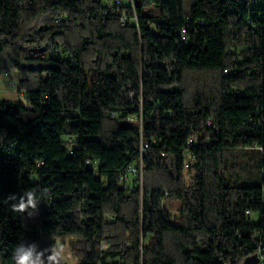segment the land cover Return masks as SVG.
<instances>
[{
  "label": "trees",
  "instance_id": "1",
  "mask_svg": "<svg viewBox=\"0 0 264 264\" xmlns=\"http://www.w3.org/2000/svg\"><path fill=\"white\" fill-rule=\"evenodd\" d=\"M127 2L0 0L22 95L0 97V264L64 238L76 264H243L264 241V0Z\"/></svg>",
  "mask_w": 264,
  "mask_h": 264
},
{
  "label": "rangeland",
  "instance_id": "2",
  "mask_svg": "<svg viewBox=\"0 0 264 264\" xmlns=\"http://www.w3.org/2000/svg\"><path fill=\"white\" fill-rule=\"evenodd\" d=\"M125 3L128 4V0H124ZM13 79L17 80V74L12 71L11 74ZM7 84V85H6ZM6 85V86H5ZM0 86L6 87V91L2 93L0 92L1 98H11V99H17L19 98L21 100V96H18V92L15 88L10 87L8 84V79H6L2 75H0ZM259 160H260V154L257 150H250L248 152V158H247V166L248 170H246L243 174V176L252 177V180H257L259 177ZM239 177H242L239 175ZM185 182H189L190 180V174L187 172L185 173ZM165 208L173 215L177 214L178 208H179V202L173 201V202H166ZM70 239L64 238L58 240V245L53 250V259L54 264H76L77 258L72 255V249L70 245Z\"/></svg>",
  "mask_w": 264,
  "mask_h": 264
},
{
  "label": "built area",
  "instance_id": "3",
  "mask_svg": "<svg viewBox=\"0 0 264 264\" xmlns=\"http://www.w3.org/2000/svg\"><path fill=\"white\" fill-rule=\"evenodd\" d=\"M128 1H132V0H128ZM257 1H261V0H257ZM122 2V0H115V3H117V5H120V3ZM113 9H111L112 11ZM124 15L121 18V23L124 24ZM35 55H38V52L35 53ZM12 72L11 71H4L3 72V76L8 79V84L10 85V87L12 88H16L17 86V80L13 79L11 76ZM20 96V95H19ZM22 96V95H21ZM114 116V114H113ZM127 121H136V119L134 118H127ZM195 142V138H190L188 140V143H194ZM147 143H145L143 140L140 141V143L138 144V152L139 155L142 157L143 155L146 154L147 152ZM69 153H72V151H69ZM186 167H188V165H186ZM132 177H135L138 179V182L141 183L142 181V165H140L139 168L135 167V166H128L127 169H125V171H123L122 173H120L119 175V179L121 181V183H123V185L125 187H131V181H132ZM262 203H264V190L262 191V199H261ZM245 214L247 216H249L250 218H255L256 214L254 212H252L251 210L247 209L245 211ZM107 245L105 243L102 244V248H106ZM255 255L258 259V262L256 264H264V241H260L257 242L256 245V251L254 254L250 255L253 256ZM225 264H229V263H225Z\"/></svg>",
  "mask_w": 264,
  "mask_h": 264
},
{
  "label": "clouds",
  "instance_id": "4",
  "mask_svg": "<svg viewBox=\"0 0 264 264\" xmlns=\"http://www.w3.org/2000/svg\"><path fill=\"white\" fill-rule=\"evenodd\" d=\"M25 195L27 196V200L24 199V197L20 198V202L18 204H14L13 210L18 211V212H24L26 209H28L29 207L34 208L36 201L34 199V195L31 192H27L25 193ZM13 199L15 197H12ZM16 264H34V261L31 258V253H25L24 255H20L17 256L15 255L14 257Z\"/></svg>",
  "mask_w": 264,
  "mask_h": 264
},
{
  "label": "water",
  "instance_id": "5",
  "mask_svg": "<svg viewBox=\"0 0 264 264\" xmlns=\"http://www.w3.org/2000/svg\"><path fill=\"white\" fill-rule=\"evenodd\" d=\"M257 262H258L257 257L253 255V256L247 257L244 260L243 264H256Z\"/></svg>",
  "mask_w": 264,
  "mask_h": 264
},
{
  "label": "crops",
  "instance_id": "6",
  "mask_svg": "<svg viewBox=\"0 0 264 264\" xmlns=\"http://www.w3.org/2000/svg\"><path fill=\"white\" fill-rule=\"evenodd\" d=\"M6 85H7V84H6ZM6 85H5V86H6ZM0 91H2V93H4V92L6 91V87H2V88H1V86H0Z\"/></svg>",
  "mask_w": 264,
  "mask_h": 264
}]
</instances>
